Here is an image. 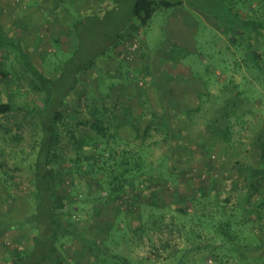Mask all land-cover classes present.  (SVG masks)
Listing matches in <instances>:
<instances>
[{
	"label": "rangeland",
	"instance_id": "374dc122",
	"mask_svg": "<svg viewBox=\"0 0 264 264\" xmlns=\"http://www.w3.org/2000/svg\"><path fill=\"white\" fill-rule=\"evenodd\" d=\"M19 1L10 0L9 5L12 7L13 19L23 22L22 18L25 16L19 13ZM32 1L40 6V0ZM110 1H114L117 9L104 13V19L95 26H87L81 31L79 41L76 38L74 43V54L78 50V43L84 52H97L103 56L97 60L100 70L89 72L82 78L71 100H88L84 93H89V100H92L93 94L98 105L101 101L105 103L108 106L105 111V126L108 134L113 136L103 140L89 124L76 127V117L64 119V128L61 129L65 132L57 147L62 158L53 165L61 172L67 192L65 199L70 201L76 196H82L90 188L73 167V159L77 157L75 139L90 136L103 143L107 142L118 152L123 148L137 151L141 153L143 160L150 162V181L155 182L150 183L145 179L143 184L148 182L150 186L139 187L142 185L138 183V187L126 192L122 201L116 200V211L124 210L132 200L141 205V208H137V211L129 209L127 215H122L125 221H119L118 225L122 226L126 222L130 229L126 232L125 240L112 244L111 249L115 253L126 254L134 260L148 258V264L170 262L179 255V250L184 245V238L176 226V208L179 203L175 194L196 195L197 198V192L205 188L209 193L214 192L221 206L236 214L235 240L240 248L231 249L235 245L228 241L222 243L220 239L212 242L204 239L200 242V250L189 254V264H264V203L257 205L256 210L253 207L264 197V161L260 150L264 141V84L254 69L242 61V52L226 41L212 20L216 17L220 19L223 28L232 26L233 22H237L236 9L240 13L241 9L244 10L243 5L248 4L246 7L249 9H245L243 13L264 22V0H182L181 6L157 10L144 26L138 19L132 18L130 22L139 25V30H131L128 28L129 24H124L133 0ZM193 6L204 13L193 9ZM36 14L32 15L33 18L29 17L33 24L39 26L26 25L18 36L34 61L41 68L44 67L47 73H54L61 68L60 61L72 55V50H69L65 40L56 43L51 40L52 18L43 26L40 24V16ZM118 16L123 20L117 25L114 22L118 20ZM116 28L120 33L118 39L114 37L118 30ZM14 29L17 32L21 30ZM130 30L131 38H127ZM43 33L47 35L44 36ZM134 38L140 41L141 46L133 60H127L125 53ZM114 40L125 41L126 48L120 44L114 49L112 44H108ZM255 46L264 64V35H260ZM5 53L9 56L4 59ZM108 55L112 57L109 58ZM104 56L108 57L107 61ZM0 62L9 73L7 78L0 76V101L11 100L14 105L11 112L0 115L1 223L3 219L20 217L30 208L27 198L31 184L26 168L33 159L31 146L36 143V129L34 116L28 112L26 105L41 104L42 94L29 87L28 81L22 77L24 73H15L21 72V67L15 61L13 53L6 49L0 50ZM259 64L262 71L264 67L261 62ZM145 67L147 73L150 72L158 79V83L161 79L164 83L158 89L139 96L141 86L150 83L139 72L143 69V73H146ZM106 74H110L112 78L104 77ZM165 79H171L172 83ZM111 82L115 86L107 94L104 92L105 85ZM176 84L179 87H175ZM80 94L83 95L81 98ZM138 99L141 103L152 100L154 107L166 117L169 132L174 138L172 136L163 140L165 130L162 128L151 130L147 136H143L149 109L148 103L141 107ZM200 100L199 108L195 110ZM84 105H81L83 109L78 115L79 119L88 118ZM114 105H118L116 117L112 114ZM126 106L131 107L134 114L141 113L138 135L128 122ZM68 111L72 112L70 109L66 110ZM2 127L8 128L9 132L6 133ZM80 154L82 157L83 150ZM65 168H72L69 175L64 173ZM250 169L257 171V174L252 176ZM3 171L11 175L8 186L3 181ZM8 175L5 177L9 178ZM151 186L162 190L155 200V208L146 206L142 198H136L137 192L149 194ZM248 191L251 192L252 207L242 197ZM101 194L107 196L105 191ZM109 204L102 209H110ZM79 208L77 217L86 219L92 214L90 205ZM116 211L109 210L107 215L103 212V216L111 222ZM92 226L93 223L90 222L88 228ZM140 226L142 228L134 234V230ZM204 235L208 238L209 233L205 231ZM29 236L28 230H11L0 224V264H9L12 248H27ZM100 239L101 237L98 240ZM76 246L80 248L78 243ZM71 249L67 248L69 259L66 258L65 262L68 264H92L94 261L87 252L83 254L84 259L78 256L75 261L73 256L77 254L74 251L76 249ZM156 250L161 253L159 257L155 255Z\"/></svg>",
	"mask_w": 264,
	"mask_h": 264
},
{
	"label": "trees",
	"instance_id": "16d2710c",
	"mask_svg": "<svg viewBox=\"0 0 264 264\" xmlns=\"http://www.w3.org/2000/svg\"><path fill=\"white\" fill-rule=\"evenodd\" d=\"M255 1L258 0H252V2ZM9 2L10 0H6V2L5 0H0V50L6 49L13 53L15 61L21 67V72L15 73L17 75L24 73L22 77L28 81L29 87L35 92L42 94L41 104L26 105L28 112L34 116L35 120H33V123L36 129L34 137L36 143L31 146L33 159L28 163L26 168L31 184V191L27 198L30 208L27 213L20 217L3 219L0 223L4 225V228L11 230L30 231L28 247L22 250L16 247L12 248L9 264H68L65 262L68 255L67 248L71 249L73 247L77 253L73 256L75 261L78 259V256L80 258L82 256V259H84L83 254L87 252V255L94 259L91 262L92 264H148V258L141 257L138 260H134L126 254L115 253L111 249V246L113 243H117V241L121 242V239L125 240L126 232L130 229V226L126 222L122 226L118 225L119 221H125L122 215H127L129 209L137 211V208L138 210L141 208V205H138L133 200L129 205H126L127 207L124 210L116 211L114 204L127 191L138 187V183L142 185L139 187L145 188L148 187L147 185L150 186L148 182L143 184L145 179L146 181L151 180L152 167L150 162L143 160L141 153L137 151L134 152L123 148L118 152L111 145H108L107 142L103 143L93 137L83 136L77 138L75 139L77 142V157L73 159V167L82 175V179L87 182L88 188H90L86 194L76 196V198L70 199V201L65 199L67 192H65L66 188L60 176L61 172L59 169L57 171L53 165L62 158L57 147L60 144L62 133L65 132L62 130L65 118L76 117V127L89 124L103 140H108L109 136H113V134H108L105 126L104 120L107 119L105 111L108 109L105 103L101 101L100 105H98V102H95L93 94L91 95L92 100H89V93H84L85 96H88V100H71L82 78L88 75L89 72L100 70L97 60L103 56L97 52H84L78 43H76L78 50H75L74 54V43L76 42V38L77 41L81 38L82 30L87 26L93 27L101 22L104 19V15L99 17L95 15V12H88L83 16H77L73 19L71 26L75 32V36L66 40L69 50H72V55L60 61L59 65L61 68L56 69L54 73H47L45 68H41L34 61V58L29 55L28 49L24 48V44L19 36L16 35L17 33H10L7 30V14L4 13V7L10 8ZM25 2L26 0L18 2L19 13L22 12L21 5ZM110 3L112 8L108 9L106 13L117 9L114 1H110ZM182 4V0H133L126 13L128 19L124 24H129L128 28L131 30H139V25H134L130 22L132 18L138 19L139 23L144 26L157 10L178 7ZM262 4H264V1ZM247 5H243V11L240 8V13L236 9L237 15L235 16V20L237 22H233L232 26L221 27L220 19H217V17L213 21L218 32L225 37L227 42L242 52V61L251 69H254L256 74L261 77V83L264 84V68L261 71L259 64L260 62L262 64L261 55L255 46V42L260 38V35H264V22L261 19H255L244 14L243 12L248 8L246 7ZM197 11L204 13L199 9ZM238 14L240 17H238ZM116 18L118 20L114 24L118 25L122 22L123 18L120 16ZM83 26L84 28H82ZM131 30L127 33V38H131ZM119 34L118 29L114 37L118 39ZM51 36L53 37V33ZM52 37H50L51 40H53ZM74 37L75 39H73ZM56 38L53 40L54 43L58 41ZM108 44H112L114 49L120 44H123L126 48L125 41L114 40L113 42H108ZM140 46L141 44H139L138 50ZM8 56L5 53L4 59ZM108 57L111 58L112 56L108 55ZM108 57L104 56V60L107 61ZM262 65L264 67V64ZM8 74L0 62V76L7 78ZM104 77L108 79L112 78L110 74H106ZM114 86L113 82L107 83L104 92L108 94ZM156 88V84L152 85L151 82L145 83L139 90V96L145 95L149 90H155ZM82 96L80 94V98ZM200 102L201 100L194 108L195 110L199 108ZM139 103L141 107H143L144 103H148L149 109L147 116L148 123L143 130V136H147L151 130L154 131L162 128L165 130L162 139L171 138L173 134L169 132L166 117L154 107L152 100H145L142 103L139 100ZM81 105H84L86 109L87 119L78 118L79 113L83 109ZM139 105L138 107H140ZM13 107L14 105L11 100L0 101V115L11 112ZM113 108L112 114L116 117L118 115L116 113L118 105H114ZM68 109L72 112H66ZM131 109L128 106L125 108L129 113L128 122L131 123L136 131V135H138L137 132L140 130L139 121L142 118L141 113L134 114L133 111L131 112ZM2 130L6 133L9 132V129L6 127H2ZM82 150L83 155L81 157L82 153L80 154V152ZM260 150L264 161V141L261 144ZM71 170L72 168H65L64 173L69 175ZM250 172L252 176L257 174V171L253 169H250ZM3 173V181L8 186V179L10 180L11 175H8L5 171ZM5 175H8L9 178H6ZM73 179L74 177L71 180ZM154 182V180L150 181V183ZM93 184L94 188H92ZM252 186L253 184H251ZM93 189L94 194H92ZM150 189L151 192L149 194L137 192L136 198H142L146 206L155 208V200L162 193V190L154 188V186H151ZM102 191H105L107 196L102 195ZM197 193L199 194L197 198L196 195L182 196L175 194L179 203V207L176 208V226L179 234L184 238V245L180 248L179 255L172 258L170 262L162 264H189L187 261L189 254L200 250V242L204 239H208L211 242L220 239L222 243L228 241L232 245H235L233 246L234 248H231L233 250L238 247L236 244L237 230L234 229L236 214L225 206H221L216 200L217 197H215L214 192L209 193L205 188H201ZM242 197L252 207L250 202L251 192H246ZM110 202L112 204H109ZM263 203L264 197L253 207L256 210V206L263 205ZM107 204L111 205L110 209H102ZM86 205L91 206L92 214L86 219L77 217L80 210L79 206ZM109 210L116 211L111 217V222L103 216L104 213L107 215ZM258 212L260 214V208ZM215 213H218V215H215ZM97 217H101L102 219L99 220ZM258 217L260 218L261 216ZM103 219L105 220L103 221ZM95 220L100 222L96 223ZM90 222L93 223V226L88 228ZM141 228L142 226L138 227V230L135 229L134 234L138 233ZM205 231L209 233L208 238H205ZM99 237H101L100 240H98ZM77 243L80 245V248L76 246ZM66 246L68 247L65 248ZM71 251L73 252L72 249ZM160 254L159 250H156L155 255L159 257Z\"/></svg>",
	"mask_w": 264,
	"mask_h": 264
},
{
	"label": "crops",
	"instance_id": "0c3cea01",
	"mask_svg": "<svg viewBox=\"0 0 264 264\" xmlns=\"http://www.w3.org/2000/svg\"><path fill=\"white\" fill-rule=\"evenodd\" d=\"M87 1V2H86ZM52 3V4H50ZM7 4V3H6ZM110 0H40V6L38 4H35L34 1L32 0H26V2L21 5L22 12H20L22 15L25 17L22 18L21 22L19 19L14 20L13 19V12H12V7L8 8L7 6L4 7V13H6V24H7V30L10 33H19L21 34L23 32V28L26 27H35V25L39 26V24H33L32 19L29 17L36 13V15L40 16V24L43 26H46L47 23L49 22V18H52L53 22V37L52 39L54 40L58 39L59 41H66L70 37L75 36V32L72 29L71 22L73 21L74 18L77 16H83L88 12H95V15H98L99 17L103 16L104 13L107 12L108 9L112 8V5H110ZM193 9H197L198 7H194ZM29 10L31 12H29ZM178 11V10H177ZM32 13V14H30ZM177 13V12H176ZM179 13V11H178ZM12 18V19H11ZM33 18V17H32ZM213 20V19H212ZM20 22V23H19ZM19 23V24H17ZM52 24V23H51ZM14 28L16 29H21L20 32H17ZM38 28V27H36ZM44 36L47 34L43 33ZM152 55V53H150ZM150 54L148 57H150ZM147 67L144 68L146 70ZM148 70L145 72L147 73ZM140 74L145 75V78L147 79L148 82H151L152 85L156 84V89H158L159 85L164 83V81L161 79L160 82H157V78L154 77L150 72L149 73H143V69L139 70ZM133 75V74H131ZM145 79V82H147ZM167 82H171V79L167 80ZM183 83V82H182ZM185 86H187L186 83H184ZM175 87H179L178 84L175 85ZM182 88V86H180ZM157 102V100H155Z\"/></svg>",
	"mask_w": 264,
	"mask_h": 264
},
{
	"label": "built area",
	"instance_id": "2783aa9c",
	"mask_svg": "<svg viewBox=\"0 0 264 264\" xmlns=\"http://www.w3.org/2000/svg\"><path fill=\"white\" fill-rule=\"evenodd\" d=\"M139 44H140V43H139V41H138L137 38H134V39L130 42V44H129L127 50H126V53H125V58H126L127 60H133V58L135 57V55H136V53H137V51H138Z\"/></svg>",
	"mask_w": 264,
	"mask_h": 264
}]
</instances>
